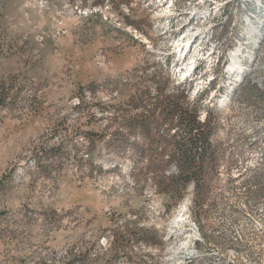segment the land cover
<instances>
[{"label": "rangeland", "instance_id": "rangeland-1", "mask_svg": "<svg viewBox=\"0 0 264 264\" xmlns=\"http://www.w3.org/2000/svg\"><path fill=\"white\" fill-rule=\"evenodd\" d=\"M116 1L0 0V264L108 259L118 227L148 241L113 264H264V0ZM182 82L220 148L202 206L99 141L98 101Z\"/></svg>", "mask_w": 264, "mask_h": 264}, {"label": "trees", "instance_id": "trees-1", "mask_svg": "<svg viewBox=\"0 0 264 264\" xmlns=\"http://www.w3.org/2000/svg\"><path fill=\"white\" fill-rule=\"evenodd\" d=\"M120 2L128 0H117L114 6L118 7ZM127 23L138 28L134 22ZM187 84L177 83L169 93L164 86H157L156 93L144 87V93L138 97L118 103L98 101L95 106L100 115L110 113L107 126L98 131L99 141L118 158L131 162L132 178L150 182L168 202H178L188 184L196 183V201L202 206L205 184L210 182L206 175L217 172L214 170L220 148L214 140L211 115L206 111L205 117L200 118L201 98L192 97ZM88 109L87 103L79 102L77 110ZM169 165L174 166L173 172L168 170ZM108 237L113 250L108 259L87 248L77 255L70 254L62 264H113L130 260L129 240L148 241L142 230L131 234L127 227L114 229ZM38 264L47 263L41 260Z\"/></svg>", "mask_w": 264, "mask_h": 264}, {"label": "bare ground", "instance_id": "bare-ground-1", "mask_svg": "<svg viewBox=\"0 0 264 264\" xmlns=\"http://www.w3.org/2000/svg\"><path fill=\"white\" fill-rule=\"evenodd\" d=\"M195 68V67H194Z\"/></svg>", "mask_w": 264, "mask_h": 264}]
</instances>
